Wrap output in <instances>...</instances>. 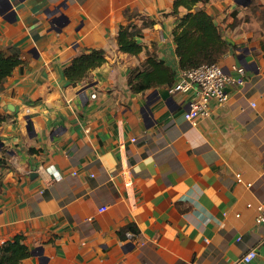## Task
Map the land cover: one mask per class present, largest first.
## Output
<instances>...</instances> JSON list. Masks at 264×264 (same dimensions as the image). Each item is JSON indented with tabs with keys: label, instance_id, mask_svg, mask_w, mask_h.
<instances>
[{
	"label": "crops",
	"instance_id": "obj_1",
	"mask_svg": "<svg viewBox=\"0 0 264 264\" xmlns=\"http://www.w3.org/2000/svg\"><path fill=\"white\" fill-rule=\"evenodd\" d=\"M199 9L234 46L219 63L246 80L191 123L192 95L169 90L188 13L174 0H0V48L23 61L0 86V246L24 236L21 264H245L254 249L249 264H264V0ZM121 26L139 55L120 51ZM93 51L107 62L69 82ZM150 57L176 80L134 93Z\"/></svg>",
	"mask_w": 264,
	"mask_h": 264
},
{
	"label": "trees",
	"instance_id": "obj_2",
	"mask_svg": "<svg viewBox=\"0 0 264 264\" xmlns=\"http://www.w3.org/2000/svg\"><path fill=\"white\" fill-rule=\"evenodd\" d=\"M210 0H174V13L180 7L188 10L178 22L173 31L176 45L175 53L179 59V69L188 70L202 65L220 62L234 47L223 37L214 18L205 10H194L198 3H208ZM130 26H121L118 31V46L120 51L131 55H139L143 47L130 31ZM107 62L105 55L93 51L75 57L64 69L65 78L71 83H79L87 79L94 70ZM23 61L17 48H0V86L12 75ZM147 67L137 68L130 73L129 86L134 93H142L161 85H172L176 80L177 71L167 66L164 61L150 57ZM5 118L0 117V126ZM24 236H16L13 241L0 246V264H21L31 256L30 249L23 243Z\"/></svg>",
	"mask_w": 264,
	"mask_h": 264
},
{
	"label": "built area",
	"instance_id": "obj_3",
	"mask_svg": "<svg viewBox=\"0 0 264 264\" xmlns=\"http://www.w3.org/2000/svg\"><path fill=\"white\" fill-rule=\"evenodd\" d=\"M246 80V68L236 63L231 66H224L221 63L202 65L188 70H179L176 82L170 87V93H190L191 100L184 112L185 120L195 123L198 118L206 117L209 114V105L212 100L221 104L229 100L227 87L235 85L240 87ZM96 95L93 94L92 98ZM241 181L240 176H237ZM106 209H102L104 211ZM257 220L264 224V205L258 207ZM129 240H134L137 234L129 231L126 233ZM258 256L254 249L248 252L240 262L249 264Z\"/></svg>",
	"mask_w": 264,
	"mask_h": 264
},
{
	"label": "water",
	"instance_id": "obj_4",
	"mask_svg": "<svg viewBox=\"0 0 264 264\" xmlns=\"http://www.w3.org/2000/svg\"><path fill=\"white\" fill-rule=\"evenodd\" d=\"M249 1H250V0H249ZM237 65H241V66H242V64H241L240 62H238Z\"/></svg>",
	"mask_w": 264,
	"mask_h": 264
}]
</instances>
